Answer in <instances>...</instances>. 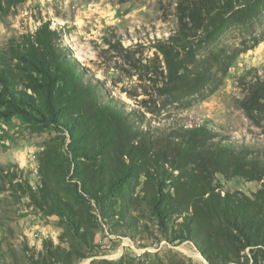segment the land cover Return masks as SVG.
<instances>
[{
    "label": "rangeland",
    "instance_id": "374dc122",
    "mask_svg": "<svg viewBox=\"0 0 264 264\" xmlns=\"http://www.w3.org/2000/svg\"><path fill=\"white\" fill-rule=\"evenodd\" d=\"M223 10L227 26L213 41L202 29L190 34L192 48L172 43L182 16L190 22L193 12L203 18ZM48 21L82 77L134 131L171 134L206 123L254 152L264 146V99L250 113L241 102L264 83V0H237L233 8L228 0H25L0 15V49ZM221 55H233L227 72L200 90L191 86L205 67H220ZM26 109L13 112L0 86V264H264V243L235 230L234 246L223 242L226 251L212 252L211 263L187 232L191 209L157 214L158 174L100 176L96 190L92 177L111 167L107 154H117L122 137L109 145L100 129L99 137L73 136ZM211 176L217 192L243 203L263 188L264 180ZM45 192L59 204L45 201ZM260 211L264 222V202Z\"/></svg>",
    "mask_w": 264,
    "mask_h": 264
},
{
    "label": "trees",
    "instance_id": "16d2710c",
    "mask_svg": "<svg viewBox=\"0 0 264 264\" xmlns=\"http://www.w3.org/2000/svg\"><path fill=\"white\" fill-rule=\"evenodd\" d=\"M23 1L0 0V15L8 13L13 5ZM228 1L231 8L237 2ZM215 16L199 18L193 12L190 22L182 16V28L179 34L171 36L172 43H181L179 48H192L188 41L190 34H197L202 29L205 38L213 41L227 26L224 10ZM163 50L168 56L174 47L171 45ZM69 54V49L60 44V31L53 28L49 21L35 33L11 39L0 49V86L13 112L27 111V107L37 108L39 113L47 114L52 123L62 126L73 136L85 138L90 136V131L92 137H99L94 131L100 129L98 134L102 140H108L109 145L120 135L123 140L119 143L121 147H118L117 154L112 151L107 154L111 167L97 171L92 177L97 180L93 183L95 189L101 184L99 177L104 175L111 178L135 172L153 179L156 174L162 176L157 179V214H182L191 209V214L185 217L187 232L198 236L202 253L211 263L214 262L212 252L219 251L223 255L226 251L223 242L234 246V230L250 238L253 244L264 243V232L258 227L263 222L260 206L264 202V182L263 188L256 193L257 199H248L247 203H243L217 192L211 176L214 172H221L264 180V148H261L264 146L255 145L260 149L254 152L252 146L233 143L206 123L195 127H173L171 134L150 128L134 131L128 116L109 105L108 100L92 89L94 86L79 72L81 64ZM220 57V67L214 72L212 68L205 67L192 80L191 86L200 90L219 73L224 75L233 55ZM169 65L172 68L170 62ZM181 79L182 84L187 80L185 75ZM261 99H264V83L258 81L241 102L250 113L253 107L261 104ZM97 143L100 144L99 141ZM165 187L171 192L165 194ZM48 194L52 195L45 192V201L53 199L59 204ZM30 196L34 198L36 195L31 193Z\"/></svg>",
    "mask_w": 264,
    "mask_h": 264
}]
</instances>
